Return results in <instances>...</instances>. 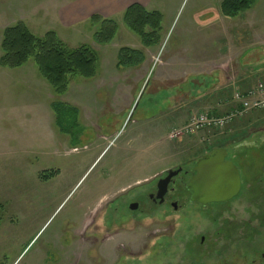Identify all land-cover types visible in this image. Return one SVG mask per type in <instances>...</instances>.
I'll return each instance as SVG.
<instances>
[{
  "label": "rangeland",
  "instance_id": "obj_1",
  "mask_svg": "<svg viewBox=\"0 0 264 264\" xmlns=\"http://www.w3.org/2000/svg\"><path fill=\"white\" fill-rule=\"evenodd\" d=\"M77 2L0 0V57L4 29L19 21L99 55L97 77L71 78L60 98L32 61L0 67V264H264V112L208 131L210 143L201 133L167 138L191 116L216 111L185 97L228 84L223 114L249 87L251 69L240 62L264 58V0L233 19L221 15L222 0H153L147 10L163 21L149 55L123 14L111 17L119 23L113 42L96 44L93 15L70 19ZM124 47L143 50L148 61L119 70ZM55 101L72 108L62 127ZM210 146L226 149L242 170L236 199L203 208L181 189L171 200L178 210L146 209L156 179L192 166ZM133 202L142 211H130Z\"/></svg>",
  "mask_w": 264,
  "mask_h": 264
},
{
  "label": "trees",
  "instance_id": "obj_2",
  "mask_svg": "<svg viewBox=\"0 0 264 264\" xmlns=\"http://www.w3.org/2000/svg\"><path fill=\"white\" fill-rule=\"evenodd\" d=\"M255 4L256 0H222L220 12L223 17L233 19L250 11ZM122 21L131 32L139 37L145 49L160 45L163 21L160 12L149 11L140 4H133L123 13ZM90 25L96 28L93 40L99 45L111 44L119 31V23L116 20L104 18L99 14L90 18ZM1 51V68L16 70L32 61L41 78L50 85L54 94L59 98L68 93L71 78L92 80L97 77L99 71V55L91 46L69 47L55 31H49L44 36H37L23 21L4 29ZM145 61L146 55L143 50L124 47L118 53L117 68L119 70L136 69L140 68ZM219 86L217 84L208 88L204 94H208L210 90ZM201 95L197 93L195 96L190 95L189 98L184 99L199 100ZM51 108L56 115L57 125L62 127L64 117L71 111V106L62 101H55ZM236 109L235 104L227 113L219 114L218 111L214 113L217 116H223ZM2 207L0 204V208Z\"/></svg>",
  "mask_w": 264,
  "mask_h": 264
},
{
  "label": "water",
  "instance_id": "obj_3",
  "mask_svg": "<svg viewBox=\"0 0 264 264\" xmlns=\"http://www.w3.org/2000/svg\"><path fill=\"white\" fill-rule=\"evenodd\" d=\"M228 151L217 148L201 157L194 165L193 176L187 184L190 202L201 206L226 203L236 198L242 189L238 167L228 160ZM168 177L161 180L157 198L164 202V196L173 176L178 173L167 170ZM138 204L131 206L135 210Z\"/></svg>",
  "mask_w": 264,
  "mask_h": 264
},
{
  "label": "crops",
  "instance_id": "obj_4",
  "mask_svg": "<svg viewBox=\"0 0 264 264\" xmlns=\"http://www.w3.org/2000/svg\"><path fill=\"white\" fill-rule=\"evenodd\" d=\"M78 2L74 5H72V11H71V15H70V19L71 21H73V23L76 22H80L81 20H85V19H89L92 15L95 14H99L104 18H111L117 15H121L125 12V10L133 5V4H140L141 6L148 8L149 5L151 4V2L153 0H77ZM258 29V28H256ZM258 33H260V29L257 31ZM153 49V48H151ZM151 49H146V54L149 55L148 53L150 52ZM145 54V55H146ZM146 55V61H148L147 56ZM242 63H244L246 65V67L248 66L249 69L252 68H256V70L254 69V71L252 70H247L245 71V69L243 71L248 72L250 75V77H254L256 76V80L263 78L264 79V75L261 74V72H264V58L259 57V58H254L253 60L247 59V61L243 60L240 62V65H242ZM259 68V70H258ZM244 73V74H245ZM216 74V73H215ZM249 74L246 76L245 75V80H249L250 82H248L249 87L246 89L248 90L250 87L254 86L255 80L252 79H248ZM253 80V81H252ZM251 85V86H250ZM230 87L228 84L225 86H221L218 87L216 89L210 90V92L208 94H204L203 92L201 93L202 95L200 96L199 100H194L192 103L195 102V104H193L191 107H195L196 105H203V103H207V105H214L213 108H216L215 110L220 112V108L223 107V102L221 100V98H219L221 95H223V92L227 91V88ZM245 90V91H246ZM192 96V95H191ZM195 96V95H193ZM220 100H219V99ZM231 104V103H230ZM235 103L233 101L232 106H230L227 109V112H229L233 107H234ZM203 107V106H200ZM192 109V108H191ZM224 114V113H223ZM155 116H152V119ZM205 136H209V134L207 133H201L200 134V140L202 141V138ZM205 140L207 143H210V138H205L203 139ZM204 143V142H203Z\"/></svg>",
  "mask_w": 264,
  "mask_h": 264
},
{
  "label": "built area",
  "instance_id": "obj_5",
  "mask_svg": "<svg viewBox=\"0 0 264 264\" xmlns=\"http://www.w3.org/2000/svg\"><path fill=\"white\" fill-rule=\"evenodd\" d=\"M234 100L238 103L237 109L229 114L217 116L212 112H200L190 117L182 129H174L169 134L170 140L181 135H195L208 130H223L236 119L243 118L254 111H264V83H258L246 92H237Z\"/></svg>",
  "mask_w": 264,
  "mask_h": 264
},
{
  "label": "flooded vegetation",
  "instance_id": "obj_6",
  "mask_svg": "<svg viewBox=\"0 0 264 264\" xmlns=\"http://www.w3.org/2000/svg\"><path fill=\"white\" fill-rule=\"evenodd\" d=\"M227 159L233 162V160H232L233 158L232 157L228 156ZM196 162H194V164L192 166L181 165V166H178L176 168H174V167L171 168L173 172H176L178 174L176 176L172 177L171 182H170V184H169V186L167 188V193L164 196V202H161V200L158 199L157 196H158V193H159L160 181L161 180H165L168 177L167 171H165L161 177L156 179V182H155L154 186L152 187V192L147 194V200H148L149 207H146V209H148V208L151 209V207L153 205H170L174 210H178L180 208L179 202L177 200L176 201H171V200L174 199L173 197H176V195L179 194L181 189H185L186 191H188L187 190V184H188L189 180L191 179V177L194 174L193 168H194V165H195ZM237 167L239 169V166H237ZM239 171H240V174H241L242 187H243V183H244L243 173H242L241 169H239ZM241 191H242V189H241ZM240 194H241V192H240ZM236 198H234V199H236ZM135 203L138 204V207L135 210H132L131 206L133 204H135ZM219 204H221V203H219ZM208 206H201V207L207 208ZM128 208L130 209V211H137V212L138 211H142L141 204L139 202L130 203Z\"/></svg>",
  "mask_w": 264,
  "mask_h": 264
}]
</instances>
